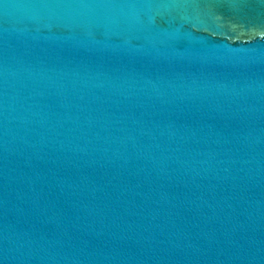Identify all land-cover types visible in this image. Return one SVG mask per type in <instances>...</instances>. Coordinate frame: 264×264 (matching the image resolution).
Here are the masks:
<instances>
[{"label": "water", "instance_id": "obj_1", "mask_svg": "<svg viewBox=\"0 0 264 264\" xmlns=\"http://www.w3.org/2000/svg\"><path fill=\"white\" fill-rule=\"evenodd\" d=\"M0 264H264V0H0Z\"/></svg>", "mask_w": 264, "mask_h": 264}]
</instances>
